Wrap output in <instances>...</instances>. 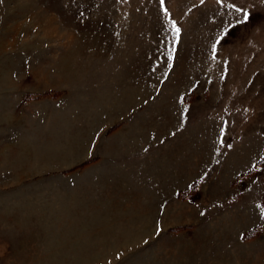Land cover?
Segmentation results:
<instances>
[{"label":"rangeland","instance_id":"374dc122","mask_svg":"<svg viewBox=\"0 0 264 264\" xmlns=\"http://www.w3.org/2000/svg\"><path fill=\"white\" fill-rule=\"evenodd\" d=\"M183 69L199 74L182 142L197 153L201 197L264 246V0H0V264H198L178 227L155 236L161 205L145 195L130 212L84 220V200L103 190L85 188L98 153L75 148V128L74 152L46 138L60 105L79 115L116 85L155 89L166 70L181 84ZM168 171L169 182L188 179L187 168Z\"/></svg>","mask_w":264,"mask_h":264},{"label":"crops","instance_id":"0c3cea01","mask_svg":"<svg viewBox=\"0 0 264 264\" xmlns=\"http://www.w3.org/2000/svg\"><path fill=\"white\" fill-rule=\"evenodd\" d=\"M176 71L178 81H183L181 84H169V77L173 74L166 70V78L155 89L152 85L127 88L116 85L112 90L97 93L96 101L79 104V115L75 106L60 105L59 110L55 111L58 121L46 138L50 141L56 138L59 143L57 152H74L72 143H65V138L71 136L75 128L74 134L80 135V144H74L75 148H80L82 152L98 153L99 159L87 168L91 169L92 174L96 173L95 179L90 180L88 183L92 185L85 188L103 190L93 195L89 193L92 202L84 200L87 204L83 207L84 220L99 214L113 218L112 210H116V213L118 210L130 212L132 206L136 205V201L130 200L141 199L140 196L145 195L148 197L147 204L161 205L159 209L162 215L158 217L161 227L156 229L155 236L178 227L177 235L184 236L180 245L185 246V249L182 247L183 252L186 249L190 251L191 260L196 259L198 264H258L264 261V246L259 245L261 237L244 239L251 230H232L229 216L218 214L216 198L201 197L200 183L196 181L199 170L197 153L186 152L182 142L183 99L196 86L199 74H188L185 69ZM159 92L162 93L161 100L157 99L159 96L154 99L153 94ZM77 119L79 123L75 122ZM54 131L56 135L50 136ZM36 149L33 152L45 151L43 148ZM153 156L160 159L154 172L152 168L147 170ZM137 162L142 168L134 172L133 167ZM170 166L173 173L187 168V181L169 182ZM136 175L140 178L135 179ZM191 186V195L176 199L179 190ZM220 220L228 223L220 226ZM152 241L145 239L138 246ZM170 241L168 245L171 250L176 242Z\"/></svg>","mask_w":264,"mask_h":264},{"label":"snow or ice","instance_id":"6c2138e0","mask_svg":"<svg viewBox=\"0 0 264 264\" xmlns=\"http://www.w3.org/2000/svg\"><path fill=\"white\" fill-rule=\"evenodd\" d=\"M163 2H164V0H161V3L163 4ZM202 2H203V0H202ZM237 11H241V9H237ZM244 19H247V13H244ZM173 28H174V30L177 32V33H179V29L178 28H175V25H173Z\"/></svg>","mask_w":264,"mask_h":264}]
</instances>
